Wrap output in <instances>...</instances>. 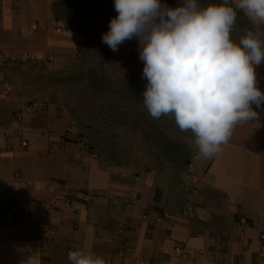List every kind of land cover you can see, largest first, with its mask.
Returning a JSON list of instances; mask_svg holds the SVG:
<instances>
[{
    "label": "crops",
    "instance_id": "0c3cea01",
    "mask_svg": "<svg viewBox=\"0 0 264 264\" xmlns=\"http://www.w3.org/2000/svg\"><path fill=\"white\" fill-rule=\"evenodd\" d=\"M211 1L258 51L162 37L159 68L197 127L136 134L124 152L105 127L97 147L87 143L63 88L104 1L0 0L11 60H0L11 84L5 94L0 83V264H264V0ZM35 102L45 109L32 112ZM51 202L63 212L55 220ZM208 245L214 258L202 255Z\"/></svg>",
    "mask_w": 264,
    "mask_h": 264
},
{
    "label": "rangeland",
    "instance_id": "374dc122",
    "mask_svg": "<svg viewBox=\"0 0 264 264\" xmlns=\"http://www.w3.org/2000/svg\"><path fill=\"white\" fill-rule=\"evenodd\" d=\"M102 1L104 11H93L85 20L80 59L65 73L63 85L72 96L68 101L73 122L93 147L99 145L102 127L107 129L108 140L116 139L124 152H130L136 134L145 142L158 130L175 137L185 130L188 135L195 132L196 119L174 107L179 104L178 83L159 69L157 47L167 33L190 38V33L183 32L187 28L214 49H233L237 44L258 51L254 38L227 17L224 4L217 6L211 0Z\"/></svg>",
    "mask_w": 264,
    "mask_h": 264
},
{
    "label": "built area",
    "instance_id": "2783aa9c",
    "mask_svg": "<svg viewBox=\"0 0 264 264\" xmlns=\"http://www.w3.org/2000/svg\"><path fill=\"white\" fill-rule=\"evenodd\" d=\"M28 57L33 58L32 55H28ZM0 60L4 63L11 61L10 58H8V56H6L3 52H0ZM194 79L195 78H193V80ZM0 83L2 84L4 93L9 94L11 92L10 82L0 75ZM28 107L32 112H39L45 109V104L43 102H35L33 104H30ZM199 158H200L199 154L197 153L192 154V156L190 157V159L188 160L184 168L182 180L184 184L186 185L187 189L189 190H193L194 188V183H193L194 175H195L194 173H195L196 162L198 161ZM49 212L51 213L53 220L57 219V217L63 213L61 210L57 209L54 202L53 203L51 202V205L49 206ZM144 217L147 218V216H144ZM238 218L243 224H247V216L244 211H241L238 214ZM128 228H129V222H126L118 228V232L124 233L127 231ZM202 255L209 257V258H214L215 250L214 248H212V246L208 245L202 250ZM212 264H216V263L212 262Z\"/></svg>",
    "mask_w": 264,
    "mask_h": 264
},
{
    "label": "trees",
    "instance_id": "16d2710c",
    "mask_svg": "<svg viewBox=\"0 0 264 264\" xmlns=\"http://www.w3.org/2000/svg\"><path fill=\"white\" fill-rule=\"evenodd\" d=\"M213 1H216V2H221V0H213ZM160 19V18H159ZM161 20V19H160ZM155 21V20H154ZM183 32L186 34L187 32L188 33H190L189 34V36H190V38L189 37H186V36H182V37H180V38H178V37H176V36H171L170 34H167L166 35V37H172V39H175V40H178V41H180V42H182V43H188V44H192V43H199V44H202V45H207L205 42H203L202 40H200L196 35H194L192 32H191V30H189V29H187V28H185L184 30H183ZM241 50V49H240ZM160 69V71H162V72H164V73H166V69L165 68H159ZM175 108H179V109H184L183 111H185L184 112V116H190L191 115V113H192V108L191 107H189V106H174Z\"/></svg>",
    "mask_w": 264,
    "mask_h": 264
}]
</instances>
